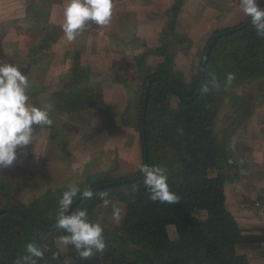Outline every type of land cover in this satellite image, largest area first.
Segmentation results:
<instances>
[{"label": "trees", "instance_id": "1", "mask_svg": "<svg viewBox=\"0 0 264 264\" xmlns=\"http://www.w3.org/2000/svg\"><path fill=\"white\" fill-rule=\"evenodd\" d=\"M56 38L43 36L35 48L43 44L49 46ZM152 54L166 59L161 49H149L140 56L132 57L128 65L144 76V83L153 75H161L186 96L187 92L167 76L161 68L162 64L155 67L148 65L147 58ZM200 68L201 63L194 77L192 93L197 88ZM228 73H233L235 79L225 87ZM213 75L219 82V88L212 86ZM205 87L207 92L203 91ZM90 91L89 94L81 93L75 99L68 90L55 93V103L64 105L67 111H72L76 105L81 111L89 109L101 100L100 90ZM171 93L178 96L164 82L156 80L152 83L145 115V134L149 165L167 169L169 188L180 197L179 201L175 204L152 202L143 178L93 191L92 198H83L71 211L86 209L89 218L102 225L106 248L102 253L82 259L74 248L67 247L68 255L75 264L250 263L247 253L239 251L238 247L259 245L262 236L244 233L226 208L225 182L228 177L223 171V162L228 159L214 126L225 104L232 109L231 115L227 116L229 123L223 129V133L229 135L264 102V37L257 35L251 23L220 37L210 53L199 95L189 103L179 98L178 105L171 107L167 102ZM28 95L31 96L29 92ZM142 98L143 91L138 118L141 147ZM143 160L142 147V163ZM1 181L8 182V179ZM107 181L113 180H106L101 174L91 175L82 184L81 190ZM123 185H136V188L124 191L121 189ZM9 186L8 191L12 193L7 192L5 196L13 199L21 187L18 184ZM105 192L110 201L124 204L120 223L112 229H107L105 218L97 215L102 213L100 197ZM43 202L15 205L7 200L3 207H16L37 224L50 227L54 225V219L46 213L47 210L39 209ZM57 209L58 206L53 211L57 212ZM201 211L205 213L204 217L197 215ZM37 224L14 212L0 214V264H15L17 258L26 254L25 247L29 242L41 247L46 245L49 249L38 264H65L54 241L55 237L65 234L63 230L44 231ZM169 226L174 227V237L169 235ZM53 254L57 259L52 258Z\"/></svg>", "mask_w": 264, "mask_h": 264}, {"label": "crops", "instance_id": "2", "mask_svg": "<svg viewBox=\"0 0 264 264\" xmlns=\"http://www.w3.org/2000/svg\"><path fill=\"white\" fill-rule=\"evenodd\" d=\"M65 3L59 1L51 6L49 23L59 30H62ZM219 6L222 7L221 12L227 15V21L235 22L233 25H239L247 19L239 11V0H113L110 25L100 27L89 22L71 42L67 41L63 31L49 46L42 43L43 46L35 48L41 43V39L37 40L36 45L22 56V61L26 73L38 78L44 90L29 96V103L37 107L51 105L49 116L53 124L45 129L34 125V133L42 132L41 139L33 133V144L18 148L16 159L23 157L26 161L32 153L40 155L42 143L47 148L45 152H51L55 157L63 155L64 151L65 154L69 152L76 157L78 151L94 148L98 133L103 141L104 135L109 134L113 127L122 122L120 114L128 102L125 85L129 84L130 94L135 95L138 91V78H141V75L134 67L131 68L130 64L127 66L131 58L142 55L146 47L153 49L152 46L159 45H184V41H189L191 31L202 29L206 32L209 14L219 16L220 19L221 12L213 10ZM223 18L224 15L221 16L222 20ZM152 38L157 41L151 40ZM192 40V43H189L196 47L205 44L202 39ZM159 62V58L152 55L147 58L149 66L155 67ZM52 87L68 90L74 98L84 92L89 94L90 90L97 88L100 90L101 100L89 109L78 110L72 117V111H67L64 105L53 103ZM262 111L264 115V103ZM77 119H83L86 123ZM258 122L259 118L255 119L254 123L243 124V127L237 130V135L243 134L252 140L241 146L242 151H248L246 157L249 155L250 159L243 162L241 159H235L237 161L231 190L235 202L231 201L232 204H229V192L227 183L225 184L226 208L234 215L244 233L250 235L260 234L252 203L254 199L264 200V119L262 118L261 123L263 127H258ZM87 124L90 126L87 127ZM93 126H97L100 132L91 133L88 128ZM79 139L82 145L78 144ZM79 156L83 155L80 153ZM55 157L52 159L54 162L57 160ZM31 164L26 167L34 172ZM55 164L52 166V161L50 163L52 167L59 166ZM250 200L251 211L244 208V201ZM203 214L205 215L204 212ZM169 228L174 230L173 226ZM259 245L246 244L238 247V250L247 253L249 264H264V247Z\"/></svg>", "mask_w": 264, "mask_h": 264}, {"label": "rangeland", "instance_id": "3", "mask_svg": "<svg viewBox=\"0 0 264 264\" xmlns=\"http://www.w3.org/2000/svg\"><path fill=\"white\" fill-rule=\"evenodd\" d=\"M59 1L66 2V0H0V61L14 63L17 67L23 70L30 82L28 92L31 96L36 95V93H39L41 90H44V87L40 84V82H38V78L31 77L29 73H26L27 71L24 69L22 56L25 55L26 52L28 53L30 48H33L36 45L37 40L42 39L43 36L52 35L57 38L61 36L62 30H59V28L55 25H51L49 23L51 6L53 3ZM213 10L221 12L222 7L219 6ZM221 14L224 15L223 20L221 19L222 15L219 19V16L214 17V14L212 16L209 14L206 32L202 29L190 32L191 36L189 41L191 43L193 41L192 39H202L205 43L199 47L190 44L189 41H184L189 44L184 43V45L179 46H152L154 47L153 49L162 50L166 59L161 56H156L155 54H152V56L159 58L160 62L158 64H162L161 68L166 72L167 76L180 84L183 90L187 92L186 96L188 97L193 94L192 90L194 89V77L199 71V65L202 63L206 45L210 41L211 37L219 31L225 30L226 28L230 29V27L233 28L238 24L236 23L233 25L235 22H228L226 18L227 15L222 12ZM162 33L164 32L162 31ZM204 34L206 38L203 37ZM151 40L157 41V39L153 38ZM144 50V53H146L149 49L146 47ZM184 53L186 55H184ZM138 79L139 88L135 95L130 94L129 84L124 87L126 92L125 96L128 102L125 104V107L120 114V119L122 120L121 124L113 127L111 132H108L109 134L104 135L103 141L101 140L102 137L98 133L96 146L94 145V148H89V150L86 151H78V155L76 154V157L69 152H66L65 154V151L63 152V155L55 157L51 152H45L47 148H45L42 143V145L40 144L42 151L40 155L32 153L27 157L26 161H24L23 157H21L16 159L11 166L0 167V208H4L3 206L6 204L7 200L12 201V204L15 205H30L36 201H44L42 205H40L39 209L47 210L46 213L51 216L52 219H55L58 209L57 212H54L53 210L56 206H58V200L62 193L66 191L70 185H77L82 188L84 186L82 184L88 179V177L96 174L103 175L106 180H109V178L112 180H120L137 175L139 173L138 165L142 163V147L140 143L138 124L140 98L147 83V81L144 83V76L142 75L141 78ZM134 82H136V80H134ZM56 89L57 88H51V90H54L51 93L53 103L57 100L55 93L63 91ZM251 89L254 90L252 86ZM72 98L75 99L74 97ZM167 102L171 107H175L179 103V97L171 93L167 96ZM263 103L257 106L253 110L252 114L242 121L237 129L229 133V135L223 133V129L229 123L227 116L232 113V109L228 104L223 105L221 114L215 123L214 128L217 138L220 141V146L224 145L228 159L225 161L226 159L224 158L223 171L228 177L225 184L227 183V191L229 192V204H232L231 201H233V203L235 202L234 196L231 195L232 177L237 161L235 159H241L242 162L243 160L247 161L250 159L248 158L249 155L246 157L248 151L245 149L242 151L241 146L252 139L246 138L243 134L237 135L239 132L237 130L238 128H242L243 124L254 123L255 119L257 120L258 118V127L259 125L262 126V118L264 119L262 111ZM78 109L79 108L76 105L71 112L72 117L76 112H78L75 111ZM84 119H86L85 116ZM77 120H82V122L86 123L83 119ZM89 126L90 125L87 124V127ZM96 127L97 126H93L88 129L91 133L95 134L100 132L98 127ZM41 133L42 132L40 131H38V133L35 132L34 136L41 139ZM79 141L80 142H78V144L82 145L81 139H79ZM232 145H234V148ZM58 150L59 153H61L60 147H58ZM80 153L83 156H79ZM53 157L57 159L56 162L52 160ZM51 161L53 164L52 166L57 163L55 165H59L57 166L59 169H57V167H52L50 165ZM29 163H32L30 167L35 170L34 172L27 169L26 166ZM7 179L9 184H18L21 187V191L15 195L13 199H7L5 196V193L7 192L9 194L12 193L11 190L8 191L10 188L8 182L1 181ZM135 188L136 185H123L121 187L124 191L134 190ZM251 201L252 200L244 201V208L246 210L251 211ZM229 207L232 206L229 205ZM100 208L102 209V213L97 215L99 218H105V225L107 229H112L119 225L124 212V204L111 200L108 207H104L103 202H101ZM114 208L120 209L119 220H115L113 218ZM93 210L96 209L94 208ZM51 211L53 213H51ZM197 215L199 217L204 216L203 212H199ZM168 231L170 237H174V230L172 228H168ZM54 241L55 245L60 249L64 260H67L68 264H75L68 255L67 247L59 244L58 237H55Z\"/></svg>", "mask_w": 264, "mask_h": 264}, {"label": "clouds", "instance_id": "4", "mask_svg": "<svg viewBox=\"0 0 264 264\" xmlns=\"http://www.w3.org/2000/svg\"><path fill=\"white\" fill-rule=\"evenodd\" d=\"M260 4L261 0H239V11L250 19L257 35L264 37V8ZM112 17L113 0H66L61 27L67 41L71 42L89 22L106 27ZM234 79V74L228 73L225 87L230 86ZM211 83L214 88L220 86L214 75ZM29 87L30 82L22 69L14 63L0 61V167L11 166L17 158V149L33 144L34 125L50 128L53 124L49 116L51 105L37 107L29 103ZM203 91L207 92L208 88ZM138 171L152 202L175 204L179 201L180 197L169 188L165 167L140 163ZM92 196L89 187L81 190L77 185H70L58 200L54 219L56 229L65 233L58 237L59 244L71 246L82 259L102 253L106 248L102 225L91 220L86 209L71 211L77 197L90 199ZM100 198L104 207L111 203L106 192ZM113 218L120 219L119 208L113 209ZM48 250L46 245L41 247L29 242L25 247L26 254L17 258L15 264H38ZM52 258L57 259L56 254ZM65 264H68L67 260Z\"/></svg>", "mask_w": 264, "mask_h": 264}, {"label": "water", "instance_id": "5", "mask_svg": "<svg viewBox=\"0 0 264 264\" xmlns=\"http://www.w3.org/2000/svg\"><path fill=\"white\" fill-rule=\"evenodd\" d=\"M263 4H264V0H261L260 6L262 7ZM250 23H251L250 19L247 18L242 23H240L239 25H237V26H235L233 28H230V29H225V30L219 31V32H217L216 34H214L211 37L210 41L207 43L206 48H205L203 60H202V63H201V68H200L197 88H196L195 92L191 96H189V97L185 96L180 88H178L169 79H167L166 77H163L161 75H153L147 80L146 86H145L144 91H143V98H142V103H141V116H140V120H141V139H142L143 156H144L143 163L149 164L148 147H147V143H146V134H145V115H146L147 103H148V98H149V92H150L152 83L154 81H156V80H160V81L164 82L165 84H167L178 95V97L180 98L181 101L187 102V103L192 102L199 95V93H200V91L202 89L207 62H208L210 53H211L215 43L217 42V40L220 37H222V36H224L226 34L237 32L238 30L246 27ZM140 178H142V174L138 173L135 176L128 177V178H125V179L107 181V182L101 183L99 185L93 186L90 189L93 192V191L98 190V189H102V188H106V187H110V186H115V185H121V184H125L127 182H133V181L139 180ZM82 199L83 198H81V197L76 198L74 200L72 209ZM4 212L17 213V214L27 218L32 223L37 224V222L35 220H33L30 216H28L26 213H24L23 211H21L20 209H18L16 207L0 208V214H2ZM37 226H38L39 229L44 230V231H52V230L56 229L55 225H52L50 227H46V226H41V225L37 224Z\"/></svg>", "mask_w": 264, "mask_h": 264}, {"label": "built area", "instance_id": "6", "mask_svg": "<svg viewBox=\"0 0 264 264\" xmlns=\"http://www.w3.org/2000/svg\"><path fill=\"white\" fill-rule=\"evenodd\" d=\"M253 207L255 210V219L260 226V235L263 237L260 242L261 246H264V200H254Z\"/></svg>", "mask_w": 264, "mask_h": 264}]
</instances>
